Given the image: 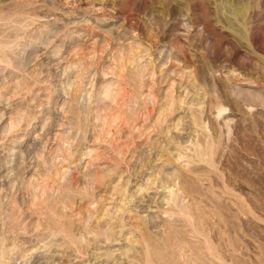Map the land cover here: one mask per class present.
<instances>
[{
  "label": "rangeland",
  "instance_id": "374dc122",
  "mask_svg": "<svg viewBox=\"0 0 264 264\" xmlns=\"http://www.w3.org/2000/svg\"><path fill=\"white\" fill-rule=\"evenodd\" d=\"M0 264H264V0H0Z\"/></svg>",
  "mask_w": 264,
  "mask_h": 264
}]
</instances>
